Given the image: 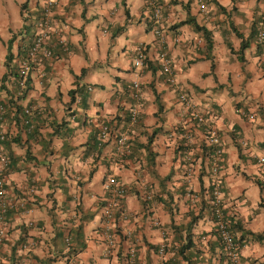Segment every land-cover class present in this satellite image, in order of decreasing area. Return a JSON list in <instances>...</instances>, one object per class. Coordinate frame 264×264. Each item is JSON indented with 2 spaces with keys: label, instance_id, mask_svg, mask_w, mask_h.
<instances>
[{
  "label": "crops",
  "instance_id": "1",
  "mask_svg": "<svg viewBox=\"0 0 264 264\" xmlns=\"http://www.w3.org/2000/svg\"><path fill=\"white\" fill-rule=\"evenodd\" d=\"M157 2L163 46L145 0H58L53 56L32 65L30 90L17 98L16 77L4 78L7 44L13 37L14 62L22 59L18 52L31 39L24 25L30 15L34 25L42 0H0L5 105L0 130L6 132L0 147L10 158L4 187L11 202L0 264H227L211 211L212 162L204 127L193 123L178 91L165 82L161 47L181 89L223 142L221 203L241 242V263L264 264V180L258 163L264 157V65L256 42L264 0ZM190 17L209 30L211 51L191 23L177 25ZM244 40L248 46L240 53ZM139 46L145 48L144 68L133 65ZM133 82L141 87L139 102L131 96ZM82 86L86 99L76 94L72 102L70 91ZM25 107L33 109L31 130L22 122ZM133 107L138 123L130 132L129 153L118 158L115 136ZM103 125L110 134L101 140ZM186 131L189 139L182 136ZM109 177L126 187L113 219L112 249L102 237ZM188 236L192 244L185 259L177 250Z\"/></svg>",
  "mask_w": 264,
  "mask_h": 264
},
{
  "label": "built area",
  "instance_id": "2",
  "mask_svg": "<svg viewBox=\"0 0 264 264\" xmlns=\"http://www.w3.org/2000/svg\"><path fill=\"white\" fill-rule=\"evenodd\" d=\"M58 0H42L40 15L34 22V35L31 41V45L26 53V57L18 60V75L16 78L18 94H22L26 88V80L28 73L34 63H36L41 58H51L53 56L52 47L53 42L51 41V36L55 31L52 29L53 21V10L57 6ZM151 12V21H153L152 28L159 36V45L163 46L165 37L162 30L158 28V24L161 23L162 12L161 6L156 0H145ZM204 7V6H203ZM56 41L61 45L62 49L67 52L68 46L66 39L63 36H59ZM256 42L259 45L261 53V62L264 65V24L257 28L256 32ZM160 61V71L164 76V80L167 84L172 86L178 91V100L183 105L186 112L190 115L193 123L198 126L204 127V144L210 151L208 157L212 162L211 174L213 176L212 180V214L214 216V223L220 238L224 254L226 256L227 264H242L240 257V246L235 240L231 229L226 219L225 212L221 203V179L219 177L220 162L222 160V155L224 152L223 142L219 133L205 123V114L200 111L189 95L181 89V86L176 78L173 71L172 64L168 53L161 47L158 54ZM133 65L137 68H144L147 65V60L145 56V48L139 46L136 51V55L133 59ZM140 84L138 82H133L132 84V98L139 102L141 100ZM5 113V105L3 103L2 97L0 96V120L3 119ZM249 118H253L252 114L248 115ZM22 122L27 126L29 130L32 129L33 125V109L32 107H25L22 111ZM138 123V109L137 107L131 108L128 116L127 123L122 131H120L115 136V155L119 157H124L129 153L128 140L130 137V132L133 127ZM110 134V128L108 125H103L100 129V139L104 140ZM183 138L189 139V133L186 131ZM6 132L0 130V142L5 141ZM187 167L190 170L191 156L188 154L185 157ZM258 163L262 168L263 180H264V157L258 158ZM9 159L3 148L0 147V241L3 240L6 234L7 225L5 222V213L7 209L11 207V202H9L5 196V174L9 170ZM105 190L109 194L110 202L103 207L102 219H103V229L102 237L106 244V247L112 249L116 243V233L113 229V219L116 213L117 206H119V199L125 194L126 187L118 183L114 177H109L105 183ZM35 191L34 185L29 187L27 193L32 194ZM151 195H147V199H150ZM25 210V208H24ZM25 212H28L26 209ZM155 224H158L155 221ZM31 226L32 223H29ZM69 241V239H66ZM27 244L23 243L22 248H26ZM109 251V250H108ZM165 251V244L161 245L158 249L159 254H163ZM134 254V249L130 250V255ZM182 264V263H181Z\"/></svg>",
  "mask_w": 264,
  "mask_h": 264
},
{
  "label": "trees",
  "instance_id": "3",
  "mask_svg": "<svg viewBox=\"0 0 264 264\" xmlns=\"http://www.w3.org/2000/svg\"><path fill=\"white\" fill-rule=\"evenodd\" d=\"M26 5H27V1H25L21 5V7L24 8ZM185 6H188V3L185 4ZM147 11H148L147 18H149V20L151 21V12H150L149 8H148ZM126 14L128 16V12H126ZM39 15H40V11H38L36 13V15H34V16H36V18H38ZM32 18H31V15H30V19H31L30 20V23L29 24L25 23L24 28H23L26 32L28 31L27 32V36L30 37L31 39L33 38V35H34L33 34L34 33V31H33V27L34 26H33V23H31ZM25 20L27 21V17H25ZM186 23H191L193 25V27L195 28V30L198 31V32H200L203 35V37H204V39L206 41L207 49L209 51H211L212 50V38H211V34H210L209 30H207L204 26H200L195 21V19L194 18H191V17L190 18H187L185 20L180 21L177 25H183V24H186ZM31 39H30V43L28 42L24 46L23 50H21L22 52L21 51L18 52V56L17 57H20V56H21L20 58H25L26 57V53H27V51H28V49H29V47L31 45V41H32ZM12 45H13V37L9 40V42L7 44V53H6V60H5V66H6L7 71L4 74L5 75L4 78H6V76H10V75H14L17 78V75H18V65L17 64H18V60L19 59L16 62H14L16 56L14 55V53L12 51ZM247 46H248V42L246 40H244L243 41V44L241 45V49H239V52L242 53L247 48ZM30 80L31 79H30L29 73H28L27 80H26V88H25V90L23 91V93L21 95H17L16 96L17 98H22V97L26 96V94L28 93V91L30 90V87H31V81ZM86 90H87V86L76 87L75 89L71 90L70 91L71 101L72 102L74 101L76 94H78L80 96V99L82 101H84L86 99V94H87ZM16 108L19 110L18 107H16ZM153 133H155V132H153ZM4 142L5 141H3L0 144H3ZM8 159H10L9 156H8ZM9 164H10V160H9ZM9 168H10V165H9ZM211 211H212V208H211ZM8 213H9V209H7V211L5 213V216H4L5 217V222L7 220L6 219V216L8 215ZM232 234H233V232H232ZM233 236H234V234H233ZM235 240L237 241V243L239 244V246H241V242L239 240H237L236 238H235ZM191 242H192V240H191L190 236H188V238L186 239V243L184 245H182V247H179V249L177 250V253L180 254L182 256V258L187 259L186 255H185V249L191 246V244H192ZM178 264H181V263H178Z\"/></svg>",
  "mask_w": 264,
  "mask_h": 264
},
{
  "label": "rangeland",
  "instance_id": "4",
  "mask_svg": "<svg viewBox=\"0 0 264 264\" xmlns=\"http://www.w3.org/2000/svg\"><path fill=\"white\" fill-rule=\"evenodd\" d=\"M12 6V5H11Z\"/></svg>",
  "mask_w": 264,
  "mask_h": 264
}]
</instances>
